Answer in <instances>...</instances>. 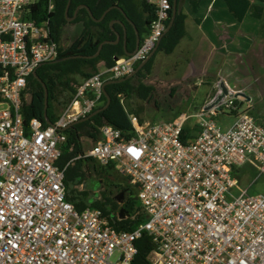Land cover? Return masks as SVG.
<instances>
[{
  "label": "built area",
  "instance_id": "obj_1",
  "mask_svg": "<svg viewBox=\"0 0 264 264\" xmlns=\"http://www.w3.org/2000/svg\"><path fill=\"white\" fill-rule=\"evenodd\" d=\"M39 2L0 0V264H131L144 234L155 244L149 264H264V193L250 194L238 169L264 173V123L228 82L196 112V134L186 132L188 113L155 124L132 113L128 132L105 123L79 155L129 177L146 213L137 227L119 230L100 208L78 210L67 199L66 167L57 164L66 130L92 113L107 81L132 74L156 50L173 4L149 0L155 16L138 48L84 79L52 123L33 117L27 125L28 77L60 52L55 3L47 0L40 17Z\"/></svg>",
  "mask_w": 264,
  "mask_h": 264
},
{
  "label": "trees",
  "instance_id": "obj_2",
  "mask_svg": "<svg viewBox=\"0 0 264 264\" xmlns=\"http://www.w3.org/2000/svg\"><path fill=\"white\" fill-rule=\"evenodd\" d=\"M53 1L55 7L50 15V21L52 37L55 41L60 42L63 31L70 25L81 23L82 29L69 46L62 48L59 45L58 58L67 57L66 59L45 63L37 69L39 77L46 84L49 92L47 116L44 109L45 88L33 74L28 77L22 107L24 121L27 125L33 117L40 118L44 124H47L46 118L54 121L61 109L72 100L77 87L84 79L103 68L113 66L115 56H125L126 50L133 51L136 48L137 32L142 39L149 31V25L155 16L154 5L149 0H71L68 14H66V7L69 0ZM225 1L238 20L242 21L248 13L259 19L264 17V6L254 3L252 0ZM192 2L196 7L198 1L192 0ZM81 4H86L95 18H100L109 7L111 9L102 20L96 21L87 8L80 7L76 17L71 21L68 20V17H72ZM172 4H174V0H172ZM47 5V0H40V17L46 14ZM186 17L183 0H177V13L174 22L162 37L158 48L150 59L134 76L120 82L106 84L105 89L111 98L107 108L97 112L90 119L73 124L66 130L68 140L57 164L66 167L67 199L78 210L89 206L100 208L111 225L119 230H132L146 218V213L138 200V191L130 183L128 177V185L113 183L109 188H102L100 196H92L91 191L85 187L87 179L93 173L103 174L108 171V168L113 169L115 166L113 167L112 164L101 165L90 157H79L84 153L83 140L92 135H95L97 139L99 136L98 127L105 123L114 125L124 132H128L132 128L130 114L136 113L137 107L133 108L131 101L134 98L150 101L154 96L155 88L145 83L143 78L152 72L155 55L158 51L166 55L172 54L179 42L187 36ZM114 20L116 21L111 25ZM117 33L121 36L120 41L105 43L99 54L95 56L100 44L106 40H116ZM140 63H137L135 68ZM101 64L104 65L103 68L100 67ZM27 94H30V100L26 98ZM106 102L107 97L103 94L99 104L92 112L103 107ZM177 113L181 114L182 111L179 110ZM186 132L189 136L191 135L189 128ZM251 167L257 172L255 167ZM114 171L124 174L115 168ZM80 186H84V188L80 189ZM121 193L123 196L119 199L118 195ZM137 247L138 253L131 264H149L148 257L155 247L152 237L144 234L137 241Z\"/></svg>",
  "mask_w": 264,
  "mask_h": 264
},
{
  "label": "rangeland",
  "instance_id": "obj_3",
  "mask_svg": "<svg viewBox=\"0 0 264 264\" xmlns=\"http://www.w3.org/2000/svg\"><path fill=\"white\" fill-rule=\"evenodd\" d=\"M204 1L206 3L208 0ZM253 2L264 5V1L262 0H253ZM189 5H191L190 0H187L186 6L188 7ZM203 6H205V4ZM248 15V19L244 26L250 27L253 21L256 23L258 22L252 15ZM261 22L262 19L260 25L262 24ZM81 29V23L66 27L59 45L62 48L69 46L80 33ZM262 47L260 48L258 46L256 49H253V52L249 53V58L252 61V65H250L252 71H248L247 75L253 73L256 77L252 79L248 77V79L243 78L241 81L239 80V82H237L238 87L235 86L236 84H231L238 89L240 88L247 91L253 96L254 99L251 103L250 111L261 123H264V43ZM180 52L179 50L171 55H166L161 51L156 53L152 72L143 78L145 83L155 88L154 96L150 101L139 98L132 99L131 103L133 108L137 107V112L133 114H136L144 124H155L171 121L181 114L188 113L191 116L187 121V128L190 129L191 133L196 134L198 131L196 125V112L202 107L204 101L207 99L208 93V97L215 95L219 88L218 84L224 80L222 76H212L213 86L209 83L208 86L206 85L207 83L205 84L203 81V79L207 81L206 76L192 75L184 78V66L182 64L184 56H182L183 54ZM103 66V64L100 65L101 68H103ZM30 97V94L26 95L28 100H30ZM179 110L183 112L178 114L177 112ZM234 119V117H227V120L231 123ZM96 140L95 135L85 137L83 140L84 149L87 150L91 148ZM114 168H108V171H105L103 174L93 173L87 179L85 187L91 191L92 196H100L102 188H109L113 183L121 185L129 184L128 176L115 173ZM238 169L240 171V183L243 187L249 186L250 194L255 195L264 193V173L258 175L249 164L240 166ZM83 188L84 186H80V189ZM122 196L118 198L121 199ZM117 256L118 254L112 259L115 260Z\"/></svg>",
  "mask_w": 264,
  "mask_h": 264
},
{
  "label": "crops",
  "instance_id": "obj_4",
  "mask_svg": "<svg viewBox=\"0 0 264 264\" xmlns=\"http://www.w3.org/2000/svg\"><path fill=\"white\" fill-rule=\"evenodd\" d=\"M197 1L196 7L192 0L187 7V0H184L187 36L172 53L180 50L184 56L183 77L206 76L207 81L203 79L204 83L213 86L212 76L219 75L223 77V82L236 84L237 87L239 80L255 78L253 73L247 75L248 71H252L249 53L258 46L261 48L264 43V17L261 18V25V19L252 16L259 23L253 21L250 27L244 26L250 13L241 21L230 11L225 0H208L206 3L204 0ZM245 92L253 102V96ZM208 95L204 103L208 100ZM256 119L258 120L257 117Z\"/></svg>",
  "mask_w": 264,
  "mask_h": 264
},
{
  "label": "water",
  "instance_id": "obj_5",
  "mask_svg": "<svg viewBox=\"0 0 264 264\" xmlns=\"http://www.w3.org/2000/svg\"><path fill=\"white\" fill-rule=\"evenodd\" d=\"M70 3H71V0H69V2H68V4H67V7H66V14H68L69 7H70ZM80 7H85V8H87V10L90 12L92 18H93L94 20H96V21H100V20H102V19L105 17V15L107 14V12L109 11V9H111V7H109L107 10H105V12L103 13V15H102L100 18H95V17L93 16V14L91 13L90 8H89L86 4H81V5H79V6L77 7V9H76V11H75V14H74L72 17H68V20L71 21V20H73V19L76 17L77 12H78V9H79ZM176 13H177V0H174L173 10H172V17H171V20H170L169 26H168V28H167V31L171 28V26H172V24H173V22H174V19H175ZM128 20H129V18H128ZM115 21H116V20L112 21L111 25H113V23H114ZM129 21H130V20H129ZM125 31H126V28H125ZM167 31H166V32H167ZM120 38H121L120 34L117 33V38H116V40H106V41L102 42V43L100 44V46H99V50H98V52L95 54V56L99 54L100 50L102 49V47H103V45H104L105 43H107V42L118 43V42L120 41ZM139 42H140V35H139V33L137 32V45H136V48H135L133 51H128V50H126V54H127V55L132 54V53L138 48ZM160 42H161V41H160ZM160 42H159V44H160ZM159 44H158V46H159ZM125 46H126V42H125ZM158 46H157V48H158ZM153 54H154V51L151 53V55H150L145 61H143V62H141V63L139 64V66L135 69V72H133L132 74H130V75L124 77V78H121V79H119V80H110V81H107V82L105 83V86H106V84L109 83V82H116V81H117V82H120V81H123V80H125V79H128V78L134 76V75H135V74L141 69V67H142V66H143V65H144V64L150 59V57H151ZM66 58H67V57H64V58H58V59H56L55 61H60V60L66 59ZM33 75L36 76V78H38V80H39L40 82H42V84H43V86H44V88H45V107H44V109H45V115L47 116V108H48V105H49V92H48L47 86H46V84L42 81V79L39 77L37 71H35V72L33 73ZM105 86H104V94H105L106 97H107V102H106V104H105L103 107H101V108L95 110L94 112H92V113L89 114L88 116L82 118L80 121L90 119V118H91L93 115H95L97 112L102 111V110H104L105 108L108 107V105L110 104L111 98H110V96L108 95V93H107V91H106V89H105ZM46 119H47V122H48V123H52L51 120H50L49 118H46ZM122 195H123V193L119 194L118 197H120V196H122Z\"/></svg>",
  "mask_w": 264,
  "mask_h": 264
},
{
  "label": "bare ground",
  "instance_id": "obj_6",
  "mask_svg": "<svg viewBox=\"0 0 264 264\" xmlns=\"http://www.w3.org/2000/svg\"><path fill=\"white\" fill-rule=\"evenodd\" d=\"M79 104H80V102L77 101V102L75 103V106H74L73 110H76V109L78 108Z\"/></svg>",
  "mask_w": 264,
  "mask_h": 264
},
{
  "label": "clouds",
  "instance_id": "obj_7",
  "mask_svg": "<svg viewBox=\"0 0 264 264\" xmlns=\"http://www.w3.org/2000/svg\"><path fill=\"white\" fill-rule=\"evenodd\" d=\"M141 40V39H140ZM157 49V48H156ZM156 50H154V52H155ZM127 55V54H126Z\"/></svg>",
  "mask_w": 264,
  "mask_h": 264
}]
</instances>
